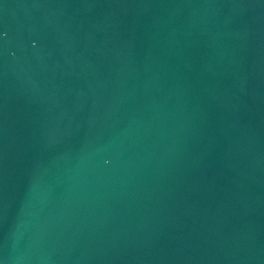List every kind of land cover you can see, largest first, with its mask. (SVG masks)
I'll return each mask as SVG.
<instances>
[{"label": "water", "instance_id": "1", "mask_svg": "<svg viewBox=\"0 0 264 264\" xmlns=\"http://www.w3.org/2000/svg\"><path fill=\"white\" fill-rule=\"evenodd\" d=\"M0 264H264V0H0Z\"/></svg>", "mask_w": 264, "mask_h": 264}]
</instances>
